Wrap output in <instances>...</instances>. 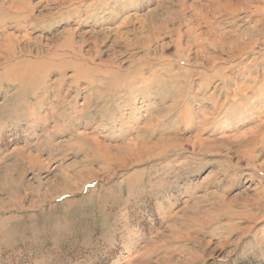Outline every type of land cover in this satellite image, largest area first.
I'll return each mask as SVG.
<instances>
[{"label": "rangeland", "instance_id": "obj_1", "mask_svg": "<svg viewBox=\"0 0 264 264\" xmlns=\"http://www.w3.org/2000/svg\"><path fill=\"white\" fill-rule=\"evenodd\" d=\"M0 264H264V0H0Z\"/></svg>", "mask_w": 264, "mask_h": 264}, {"label": "bare ground", "instance_id": "obj_2", "mask_svg": "<svg viewBox=\"0 0 264 264\" xmlns=\"http://www.w3.org/2000/svg\"><path fill=\"white\" fill-rule=\"evenodd\" d=\"M47 67V66H46ZM48 68V67H47ZM142 144L138 145V144H135L131 149L129 150H137V146H141ZM142 146H145V145H142ZM141 146V147H142Z\"/></svg>", "mask_w": 264, "mask_h": 264}]
</instances>
